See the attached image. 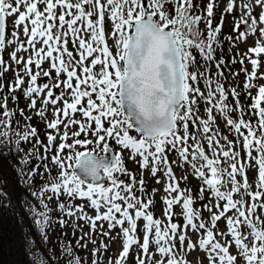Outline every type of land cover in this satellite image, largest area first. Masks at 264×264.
Instances as JSON below:
<instances>
[{
	"label": "snow or ice",
	"instance_id": "snow-or-ice-1",
	"mask_svg": "<svg viewBox=\"0 0 264 264\" xmlns=\"http://www.w3.org/2000/svg\"><path fill=\"white\" fill-rule=\"evenodd\" d=\"M219 4L220 0H208L203 7L200 0H0V93H4L0 156L17 158L13 168L32 197L22 198V203L41 245L48 244L54 223L63 229L68 220L84 221L90 230L84 233L74 223L76 245L65 239L60 247V239L67 236L62 232L56 247L47 248V256L38 251L35 237L24 233L32 264H128L130 257L133 264H193L188 259L193 251L204 254L198 264L204 260L264 264V84L255 82L264 79V72L258 74L264 68V0H226L220 22L213 26ZM225 16H231L234 25L233 34L224 38L229 52L249 35L256 38L255 46L239 60L245 74L243 94L250 105L241 106L237 88L226 91L210 75L213 62L217 77L223 76L221 66H226L223 58L215 59L223 49L220 33ZM13 17L9 32L8 20ZM108 24L114 51L106 40ZM21 26L24 41L19 39ZM69 42L79 59L69 50ZM37 43L42 46L36 48ZM11 45L16 47L8 63L3 52ZM29 48L26 60L18 57V52ZM197 56L204 71L197 67ZM245 59L251 72L244 67ZM45 62L48 68L42 67ZM9 71L14 79L5 93L3 77ZM230 75L236 79L239 73ZM44 77L47 82H42ZM17 92L28 102L27 113L18 107ZM228 95L235 99V107L227 103ZM197 97L206 117L197 115ZM214 109L233 140L221 136L218 125L213 128ZM233 112L238 113L235 119ZM77 113L84 122L75 119ZM17 115L23 123L15 119ZM33 118L45 125L47 144L32 125ZM71 125L78 130L69 133ZM29 144L32 147L25 148ZM125 151L140 165L139 180L125 167ZM173 152L177 159L169 162ZM173 164L184 171L180 178ZM145 171L157 184L164 178L163 220L151 210L158 189L147 191ZM250 172L257 174L254 183ZM188 175L200 181L196 196L190 187L180 186ZM206 192V202L196 208L197 201H205ZM9 199L0 187V200ZM77 199L82 203L75 204ZM83 201L94 216L85 211ZM53 211L61 215L54 218ZM222 219L225 230L218 228ZM96 236L109 243L98 244ZM115 239L121 240V251L113 259L109 248ZM88 244L93 248L86 262L80 253H89Z\"/></svg>",
	"mask_w": 264,
	"mask_h": 264
},
{
	"label": "rangeland",
	"instance_id": "rangeland-1",
	"mask_svg": "<svg viewBox=\"0 0 264 264\" xmlns=\"http://www.w3.org/2000/svg\"><path fill=\"white\" fill-rule=\"evenodd\" d=\"M207 2H208V0H200L201 7H203ZM225 3H226V0H220L219 7L216 9V15L214 16V19H213V26H216V25L219 24V22H220V12L223 10V7H224ZM14 19H15V17L10 18L8 20V24H9L8 31L9 32L11 31L10 25H11V23H12V21ZM201 27H203V25H201ZM233 27H234V25H233L232 17L231 16H225L224 24H223V27H222V31L220 33L221 41L223 43V49H222V51L218 50L216 52L215 59L216 60H220L221 58H223V60L226 63V66L225 65L221 66V68L223 70V76L217 77L216 76L217 69H216L215 63L213 62L211 64L210 75L213 77L214 80L218 79L219 82L224 85V88H225L226 91L228 89H230L231 87H236L237 91L241 93V95L239 96V100H240L241 106H246V105H250L252 103V101L250 99H248L243 94L244 93V84H245V74L240 71L241 64H240L239 60H240V57L242 55L247 53V51H248V49L250 47L255 46L256 38H254L252 35H249L246 42L238 43L236 46L232 47L231 48V52H229V44H228L227 40L224 39V38H226L230 34H233V32H232ZM22 29H23V26H21V30H20L21 31V34H20V37H19L20 41H24L26 39V37H24V35H23V30ZM111 31H112L111 25L110 24L106 25V40H107V43H108L109 47L112 48L113 51H114L113 39L110 38V35H109L111 33ZM7 39H8V37L6 36V40ZM41 46H42L41 43H37L36 44V48H40ZM15 47H16V45L7 46L5 48V50H4L3 58L6 61H8V63H12L10 58H9V54L14 50ZM68 48H69L70 51H73L74 57L76 59H79V57L76 55V51L73 49V45L71 44V42H69ZM31 51L32 50L29 48L27 52L21 51V52H18L17 55H18V57L19 56H23L24 59L26 60L28 55H29V53ZM194 55H195V53H194ZM253 56H255V55L253 54ZM233 58L236 59V61H237L236 63H232ZM253 58H255V57H253ZM90 60H91V57H89V59L85 61V64H88ZM261 61H262V64H264V54L261 55ZM202 64H203V61L200 59L199 56H197V67L200 69V71H204V68L201 67ZM42 67L48 68V63L45 62V64L42 65ZM244 67H246L248 69V71L251 72L252 66H251V64H250L248 59L244 60ZM192 70L193 69H190V71H192ZM231 72L239 73L238 77L236 79H233V77L230 75ZM261 72H264V68H261V69L258 70V74L261 73ZM78 73H79V70H78ZM52 75H53V78H55V75H56L55 71H53ZM225 77L227 79H225ZM60 78L63 80V79H65V76L62 75ZM12 79H14V75H13L12 71L7 72L5 74V76L3 77V82L5 84V89H4L5 93L8 91V87H7L8 82H9V80H12ZM199 79L200 78L198 77V80ZM47 80H48V78L44 77L42 82H47ZM255 82L258 83V84H264V79H259V80L255 81ZM199 86L201 88V91L206 93V89H205L204 83L200 82ZM58 92H59V90H57V94H58ZM256 92H257V89L254 88L252 90V94L256 95ZM3 94L4 93H0V97H2ZM16 95L19 98L18 99V107L21 108V109H25V112L27 113L26 105H27L28 102L25 100V98L23 96V93L22 92H17ZM227 103L230 106L235 107V99L231 95H228ZM197 104L199 105V109H198L197 115L199 117H206L207 113L205 112V106H204L203 102L200 101L199 97H197ZM59 106L62 107V104L59 105ZM9 107H13V104H12L11 100H9ZM38 107H39V103H38ZM213 115L216 116V120H215V123L213 125V128L215 129L216 125H218V131L221 134V136L228 135V139L229 140H233L234 137L232 135L228 134V129H227L226 124L223 122V119L217 113V111L215 109H214ZM232 117L234 119L237 118L238 117V113L237 112H233L232 113ZM52 118L53 117H52V114H51V106H49L48 119L50 120ZM15 119L19 120V121H21V123H23V121L21 120V117L19 115H17L15 117ZM75 119L81 120L82 122L85 121V118H83L80 115V113H77L75 115ZM244 119L245 120L249 119L247 113H245ZM31 123H32V125L37 127L38 133H39V138L45 144H47L48 141L45 139V125L43 123H37V120L35 118L32 119ZM77 130H78V126L77 125H71L68 128L69 133H71L73 131H77ZM191 130H192V126H191V123H189V132H191ZM61 131H63V125H61ZM244 131H245V134H246V130H244ZM55 134L56 133L53 132V135H55ZM58 142H59V140H57L56 143H58ZM191 143H192V141L189 140V144H191ZM221 144L222 145L224 144V141L222 139H221ZM29 147H32V145L29 144V145L25 146V148H29ZM204 147H205L206 153L209 156H211V152L208 149V145H207L206 141H204ZM114 150L119 152L118 148H114ZM39 151H40L41 154L44 153V149L43 148H41ZM122 155L124 157L125 167L128 169L129 172H131V173H133L135 175V178L137 180H139L141 178L140 165L138 163L134 162L133 160L127 158L128 157V152L127 151L123 152ZM243 156H244V152H243V150H241V157H243ZM175 159H177L175 152L170 153L168 155L169 162H171V161H173ZM172 166H173V170H174V173H175L177 178H180L182 175L185 174L184 171L180 167L176 166L175 164H173ZM143 175H144V179L146 181V189L147 190H149L151 192V190L154 189V188L158 189V191L156 192L155 197H154L155 204H154V206L152 207L151 210L154 212L155 216H157V217H159L160 219L163 220L164 219V207H165L164 204L162 203V197L165 195V193H164V188H165L164 178H163V176H161L160 177L161 182L159 184H157L156 183V179L151 177L149 172L145 171L143 173ZM208 175L210 176V172L208 173ZM120 178L124 179L126 181L128 179L127 177H124V176H121ZM237 179L239 180L240 177L237 176ZM256 179H257V174L255 172H250L249 173L250 182L254 183ZM36 184H37V186H39V184H40L39 177L36 178ZM180 186L182 188L190 187L191 190H192V195L196 196V194L198 192V189L200 187V181H199L198 178H193L192 175H188L187 182L185 183L184 181H181V185ZM137 194H139V193H137ZM207 196H208V193L206 192L205 193V201H197V203L195 204V207L196 208H200L202 203L206 202ZM61 199L63 200L64 198L61 197ZM74 203L75 204H80V203H82V201L77 199L76 201H74ZM83 203L85 204V211L88 212L89 215L94 216L95 212L87 207V201H83ZM52 207H53V209L55 208V201H53ZM176 211H179V209L177 208ZM52 215H53L54 218H56V217H59L61 214L59 212L53 211ZM203 215L205 217H207L208 213L205 211V212H203ZM64 219L68 220L67 217H64ZM180 222L183 223V221H180ZM74 223H79L80 227L82 228V231L84 233H89V231H90L89 227H88L87 223L84 222V221H78L77 222V221H74V220H68V226L63 228V229L61 228V226L58 223H54L52 228L49 230V241L52 243L53 247H56V241H57L58 238L61 237V233L62 232L67 233V236L64 239H60V247H63L65 239L71 241L73 246L76 245L77 239L73 238V228H72V225ZM142 223H143V221H141V224ZM218 228L220 230H225V222H224L223 219L220 222H218ZM106 229H107V225L105 224V230ZM116 231H119V229H117ZM115 234H116V232H113V236H115ZM75 235H76V238H79L80 232L77 231ZM140 235L142 237L143 234L140 233ZM189 235H190L191 239H193V240L195 239L194 235H192L191 233H189ZM95 239L97 240L98 244H99V242L101 240L103 241V243H106V244L109 243L108 239L105 238V237L96 236ZM217 239H220V237H217ZM81 242H83V241H81ZM92 248H93V245L92 244H88L89 253H84V252L80 253L81 255L86 257V262L91 259V256L89 254H90ZM56 250H57V252H59V248H56ZM120 251H121V240L120 239H115L114 241H112L110 243L109 253L111 254L112 258L115 259L118 256V253ZM203 255H204L203 252L193 251L191 253V255L188 256V259L191 260L193 262V264H198V258H203ZM107 258L108 257L106 255L105 256V261L107 260ZM128 264H133V261H132L131 257L129 258ZM203 264H208L207 260H204Z\"/></svg>",
	"mask_w": 264,
	"mask_h": 264
},
{
	"label": "trees",
	"instance_id": "trees-1",
	"mask_svg": "<svg viewBox=\"0 0 264 264\" xmlns=\"http://www.w3.org/2000/svg\"><path fill=\"white\" fill-rule=\"evenodd\" d=\"M16 159L15 156H0V187L10 198L0 200V264H32L24 233L35 237L36 245H40L38 251H43L45 256L48 255L47 248L53 247L50 241L41 245L37 228L22 203V198L32 197L13 168Z\"/></svg>",
	"mask_w": 264,
	"mask_h": 264
},
{
	"label": "water",
	"instance_id": "water-1",
	"mask_svg": "<svg viewBox=\"0 0 264 264\" xmlns=\"http://www.w3.org/2000/svg\"><path fill=\"white\" fill-rule=\"evenodd\" d=\"M109 157H111L112 153L107 154Z\"/></svg>",
	"mask_w": 264,
	"mask_h": 264
}]
</instances>
